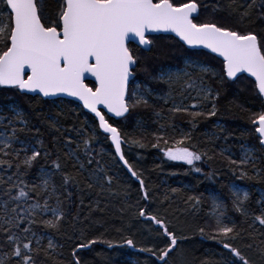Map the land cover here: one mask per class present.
Here are the masks:
<instances>
[{
  "label": "snow or ice",
  "instance_id": "snow-or-ice-1",
  "mask_svg": "<svg viewBox=\"0 0 264 264\" xmlns=\"http://www.w3.org/2000/svg\"><path fill=\"white\" fill-rule=\"evenodd\" d=\"M205 13L208 18L201 21ZM148 33L178 38L181 56L174 67L149 71L144 54L152 53L153 40ZM135 41L139 46L134 52L128 45ZM138 68L164 88L157 91L137 82ZM86 75L94 78L92 87L84 82ZM242 81L260 102L249 116L258 147L240 144L239 155L227 146L219 152L197 151L193 141L199 123L216 117L221 95ZM0 90L4 99L19 97L30 106L56 105L57 100L65 104L59 98L70 97L91 114L68 123L71 110L37 113L49 136L46 142L45 132L18 104L0 106V264H87L82 253L98 243L108 249L126 246L155 257L153 264H170L179 241L189 237L178 236L164 217L146 207H138L134 216L157 226L150 231L162 239L154 247L138 246L129 236L121 242L104 239L103 233L90 238L85 223L92 212L107 208L106 203L100 207V198L118 194L114 170L126 169L138 181L141 199L150 201L143 173L124 148L148 147L143 142L147 135L152 148L168 161L188 165L189 172L201 173L196 162L216 156L227 163L235 178L227 185L231 210L208 192L209 219L195 231L225 250L216 264H255L241 244L264 264V188L256 200L257 213L249 207L251 192L236 183L264 185V0H0ZM149 109L157 129L149 132L138 117L136 130L142 138L129 137L121 122ZM177 116L189 118L188 130L173 123ZM214 127L224 131L222 125ZM203 135L210 144L229 139L215 131ZM106 142L107 151L97 147ZM37 165L36 178L27 180ZM206 178L220 182L215 170ZM85 191H95L98 198L85 204ZM178 191L171 189L173 195ZM203 195L184 201L193 214ZM125 206L131 207L126 200ZM230 212L242 218L240 224ZM66 245L70 260L64 257Z\"/></svg>",
  "mask_w": 264,
  "mask_h": 264
},
{
  "label": "trees",
  "instance_id": "trees-1",
  "mask_svg": "<svg viewBox=\"0 0 264 264\" xmlns=\"http://www.w3.org/2000/svg\"><path fill=\"white\" fill-rule=\"evenodd\" d=\"M177 3L181 0H176ZM214 2V0H212ZM208 18V14L201 15V21ZM153 40L152 53L144 55L148 57L149 71H153L158 66H175L179 62L181 50L178 48L174 38L170 36H149ZM134 52L136 47L132 44L128 45ZM202 52V51H201ZM137 82L143 83L145 86H150L152 89L160 91L164 88L163 85L152 83L147 74L140 68L137 69L135 74ZM89 87L93 85L87 83ZM215 86V85H214ZM4 90H0V106L16 103L25 112L30 114V118L45 132L44 139L47 142L49 136L46 133L45 125L41 119H37V113L44 115H55L57 111L69 113L71 119L68 123L76 122V117L79 116L80 120L86 117H91L73 102L66 101L65 104L48 105L44 104L42 107L33 103L32 106L28 102L19 97H12L11 99H4ZM12 96L11 91L7 93ZM220 111L216 117L209 120H201L194 133V144L197 151H206L208 149H215L219 152L221 146L230 147L232 152L239 155V145L246 144L247 146L256 145L258 142L254 139V134L249 123L250 110L258 111L260 109L259 100L249 90L248 85L242 81L240 86H235L227 94L221 95L219 101ZM151 112L149 109L138 110L129 116L127 121H122V130L129 136L137 139L142 138L141 133L134 128L137 118H143L147 122V129L153 132L157 129L158 125L151 122ZM185 116H177L173 123L184 130L189 129ZM214 125H222L224 131L221 133L218 127ZM217 132L221 136L228 135L229 139L216 140L215 144L207 142V137L203 135L205 132ZM169 130V135H171ZM143 142L148 145L146 148L131 147L124 145L125 154L129 161L143 173L146 184L150 190V201L141 199L139 192V185L134 182L127 173L121 168L118 171L114 170V174L118 180L114 183L113 189L117 190L118 194L114 197L105 196L100 198V207L104 208L105 203L107 208L103 212L94 211L91 217L85 223L89 225L87 234L90 238L98 237L101 233L104 234V239H111L116 242H121L124 236L133 238L138 246L154 247L161 243V237L157 236L155 229L157 226L152 225L150 221L137 218L134 213L138 207H146L150 214H157L165 218L170 230L176 232L178 236L187 235L189 239L180 240L179 247L171 254L170 264H216L220 261L222 253L225 251L220 245L208 239H202L195 229L197 226H204L208 221V213L210 210V201L208 199V192L216 193L223 199L229 210H231V203L228 199L229 192L227 185L232 183L235 179L231 173L227 172V163L219 156L214 160L198 161L197 166L201 167V173L189 172V166L168 161L163 153L158 149L152 148V136L147 135L143 137ZM104 147L107 151L110 147L109 142L98 144L97 147ZM260 155V153H257ZM43 163V162H41ZM39 165L32 169L31 173L26 177L27 180H34L35 173ZM216 171V179L220 182H214L207 179V174ZM242 187L247 188L251 192L250 209L254 212H259V207L256 204L257 194L261 192L264 185L250 183L247 181H236ZM176 188L179 191L173 195L171 189ZM203 193V204L200 210L193 214L187 209L184 201L189 195H200ZM170 199L165 200V196ZM96 192L88 193L85 191L84 199L85 204L91 203L97 199ZM125 200L130 208H126ZM78 203V201H77ZM125 210L122 212L121 209ZM73 213L76 208H71ZM87 214V209L81 212V217ZM236 218L238 224L241 223L240 217L234 212H230ZM247 227V225H241ZM119 229V231H118ZM71 231V229H68ZM246 254L251 256L255 264H260L259 259L254 256L243 245H240ZM82 255L87 261V264H132L133 261H138V264H153L155 257L150 256L148 253L136 252L128 249L126 246L116 249H108L106 244L98 243L93 246L91 251L85 250ZM64 257L70 260V249L65 246ZM159 264V262H155Z\"/></svg>",
  "mask_w": 264,
  "mask_h": 264
},
{
  "label": "water",
  "instance_id": "water-1",
  "mask_svg": "<svg viewBox=\"0 0 264 264\" xmlns=\"http://www.w3.org/2000/svg\"><path fill=\"white\" fill-rule=\"evenodd\" d=\"M148 36H170V37H172V38H174L175 40H177L178 38H176L175 36H174V34H172V33H148L147 34V37ZM129 44H132V45H134L135 47H138L139 45H138V41H135L134 43L133 42H129ZM186 47V46H185ZM197 51H202V52H206L207 50H204V49H200V50H197ZM86 84L87 83H91L92 85H94V83H95V81H94V78H92V77H90V76H85V81H84ZM29 95H32V94H29ZM53 99H56V98H53ZM59 99H63L64 101H70V102H73V103H75L76 105H78L81 109H82V111L83 112H85L86 114H88L89 116H91V114L90 113H87V110H85V109H83V106L80 104V102L79 101H76V100H74L73 98H70V97H61V98H59ZM110 115V114H109ZM113 119H115V118H113ZM109 145H110V142H109ZM123 169V168H122ZM126 173H127V171H126V169H123ZM127 175L130 177V174H128L127 173ZM131 178V177H130ZM132 179V178H131ZM134 182H136L137 184H138V181H135L134 179H132ZM139 185V184H138Z\"/></svg>",
  "mask_w": 264,
  "mask_h": 264
},
{
  "label": "rangeland",
  "instance_id": "rangeland-1",
  "mask_svg": "<svg viewBox=\"0 0 264 264\" xmlns=\"http://www.w3.org/2000/svg\"><path fill=\"white\" fill-rule=\"evenodd\" d=\"M204 19H206V17L204 18ZM200 20H201V16H200ZM57 105H59L58 103L55 105V106H57ZM58 107V106H57ZM136 124H137V121L135 122V124H134V128L136 129ZM178 163H181V162H178ZM183 164V163H182ZM186 165V164H185ZM243 188H245V187H243ZM245 189H247V188H245ZM248 190V189H247ZM210 192V191H209ZM214 194H216V193H214ZM258 196H257V198L259 197V195H260V192H258V194H257ZM221 198V197H220ZM210 211V210H209Z\"/></svg>",
  "mask_w": 264,
  "mask_h": 264
}]
</instances>
